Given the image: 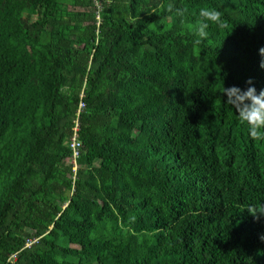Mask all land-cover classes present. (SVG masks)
Listing matches in <instances>:
<instances>
[{
    "label": "trees",
    "instance_id": "trees-1",
    "mask_svg": "<svg viewBox=\"0 0 264 264\" xmlns=\"http://www.w3.org/2000/svg\"><path fill=\"white\" fill-rule=\"evenodd\" d=\"M100 1L0 0V264H264V0Z\"/></svg>",
    "mask_w": 264,
    "mask_h": 264
},
{
    "label": "clouds",
    "instance_id": "clouds-1",
    "mask_svg": "<svg viewBox=\"0 0 264 264\" xmlns=\"http://www.w3.org/2000/svg\"><path fill=\"white\" fill-rule=\"evenodd\" d=\"M176 13L180 16L184 15L182 9H176ZM221 16L222 13L217 8L200 7L192 25L193 34L196 37L194 43L199 44L208 35V29L211 27H225L221 21ZM260 54L264 56V48L260 49ZM261 68H264V61L261 62ZM247 83L249 86L246 89L233 86L224 88L223 93L227 97V105L236 110L250 137L256 140H264V90L257 92L251 79ZM247 210L253 216L264 215V207L257 208L250 204Z\"/></svg>",
    "mask_w": 264,
    "mask_h": 264
},
{
    "label": "built area",
    "instance_id": "built-area-1",
    "mask_svg": "<svg viewBox=\"0 0 264 264\" xmlns=\"http://www.w3.org/2000/svg\"><path fill=\"white\" fill-rule=\"evenodd\" d=\"M94 7V15L96 19V25L97 27L101 23V11H102V2L100 0H91ZM83 103L81 102L79 104L78 110H81L83 108ZM79 113V112H78ZM78 115L76 116V119L74 120V126L72 128L71 137L69 139V149L71 150V158L69 160V164L72 166V171L75 174V171L77 170V160L81 153V142L79 141V133H80V123L78 121ZM75 178V176H74Z\"/></svg>",
    "mask_w": 264,
    "mask_h": 264
},
{
    "label": "rangeland",
    "instance_id": "rangeland-1",
    "mask_svg": "<svg viewBox=\"0 0 264 264\" xmlns=\"http://www.w3.org/2000/svg\"><path fill=\"white\" fill-rule=\"evenodd\" d=\"M66 164H69V160L67 159Z\"/></svg>",
    "mask_w": 264,
    "mask_h": 264
}]
</instances>
